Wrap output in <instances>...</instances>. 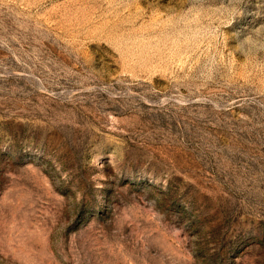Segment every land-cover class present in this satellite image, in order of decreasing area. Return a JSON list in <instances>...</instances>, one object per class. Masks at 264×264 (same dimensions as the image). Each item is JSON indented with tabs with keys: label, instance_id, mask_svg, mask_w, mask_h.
Masks as SVG:
<instances>
[{
	"label": "rangeland",
	"instance_id": "obj_1",
	"mask_svg": "<svg viewBox=\"0 0 264 264\" xmlns=\"http://www.w3.org/2000/svg\"><path fill=\"white\" fill-rule=\"evenodd\" d=\"M0 264H264V0H0Z\"/></svg>",
	"mask_w": 264,
	"mask_h": 264
}]
</instances>
